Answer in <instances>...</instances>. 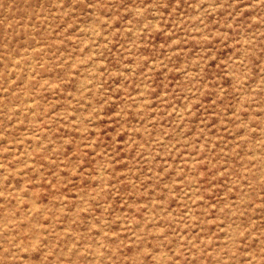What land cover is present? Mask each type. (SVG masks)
<instances>
[{"label":"rangeland","instance_id":"obj_1","mask_svg":"<svg viewBox=\"0 0 264 264\" xmlns=\"http://www.w3.org/2000/svg\"><path fill=\"white\" fill-rule=\"evenodd\" d=\"M0 264H264V0H0Z\"/></svg>","mask_w":264,"mask_h":264}]
</instances>
